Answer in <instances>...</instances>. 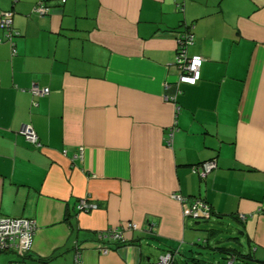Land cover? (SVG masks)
<instances>
[{
    "label": "crops",
    "instance_id": "1",
    "mask_svg": "<svg viewBox=\"0 0 264 264\" xmlns=\"http://www.w3.org/2000/svg\"><path fill=\"white\" fill-rule=\"evenodd\" d=\"M6 13L18 35L0 45V217L36 222L23 264H153L169 249L229 264L206 253L212 227L264 262V0H0ZM190 27L196 85L177 66ZM212 160L206 178L193 172ZM178 196L208 203L214 225ZM126 222L141 230L100 252L99 233Z\"/></svg>",
    "mask_w": 264,
    "mask_h": 264
},
{
    "label": "built area",
    "instance_id": "2",
    "mask_svg": "<svg viewBox=\"0 0 264 264\" xmlns=\"http://www.w3.org/2000/svg\"><path fill=\"white\" fill-rule=\"evenodd\" d=\"M180 10H183V6L178 4ZM39 17H45L50 14L51 8L43 5H39L34 10ZM13 15L12 13L4 14V17L0 23L1 29L5 30V38L9 41L13 40L14 31L12 30ZM191 29H186L179 34L177 39V66L181 71L180 82L189 85H196L201 79V69L204 63V58L201 56H190L189 49L195 44V34ZM4 42V38L0 36V44ZM50 94L49 89H33L34 97H44ZM169 134L168 145L172 144L173 133ZM20 133L31 145L41 147L40 139L34 129L30 125L22 127ZM83 149L81 154L83 156ZM216 168L215 160L205 162L199 167H194L193 172L198 174L201 178H206ZM177 200L184 202L188 207V215L191 217H209L210 207L203 201L197 200H185L181 197H176ZM78 211L89 212L98 209L97 204H91L88 200L80 201ZM264 210V207L261 208ZM141 227L135 222H126L120 227L109 228L98 235L99 251L103 254L110 252L111 244H126L129 239L127 235H130L136 231H140ZM37 231V225L34 220L28 218H13V217H0V253L14 252L18 256H24L31 251ZM78 258L81 256L77 253ZM8 264H21L18 262H11ZM154 264H173V256L171 254L160 256Z\"/></svg>",
    "mask_w": 264,
    "mask_h": 264
},
{
    "label": "trees",
    "instance_id": "3",
    "mask_svg": "<svg viewBox=\"0 0 264 264\" xmlns=\"http://www.w3.org/2000/svg\"><path fill=\"white\" fill-rule=\"evenodd\" d=\"M51 12H52V10H51ZM51 12H50V14H51ZM34 14H36L37 16H39L37 13H35L34 12ZM49 14V15H50ZM12 15H13V13H12ZM49 15H47V16H49ZM46 17V16H45ZM187 29H191V28H187ZM12 30L14 31V28H13V25H12ZM5 33H6V31L5 30H3V29H1V27H0V36L2 37V38H4V42L3 43H6V42H12V41H9V40H7L6 38H5ZM180 33H182V32H180ZM180 33H178V37H179V34ZM18 35V33H16L15 31H14V37L13 38H16V36ZM178 37H177V39H178ZM2 43V44H3ZM1 45V44H0ZM202 201V200H201ZM204 203H206L205 201H203ZM209 207H210V216L209 217H199L200 219H203V220H208V221H203L204 223H208V222H210L211 220H210V218H211V216H212V213H213V211H212V209H211V206L208 204V203H206ZM238 218V221L239 222H242L243 223V220L240 218V217H237ZM210 220V221H209ZM151 234L153 235H156L154 232H155V230H153V228L151 229ZM154 231V232H153ZM226 231H227V237H221L222 236V234L224 233L223 232V230H217V229H215V228H211V229H208V232H209V234H210V236L212 235V236H214V234L216 233V237H217V241H216V245L215 246H217L216 248L214 247V246H209V245H206L204 248H206V251H208V252H206V253H209V252H211V251H214V250H219V252L221 253V254H223V258L224 259H228V261H229V264H236L237 263V261H240V262H242V263H244V264H264V262H261V261H258L257 259H255L254 258V256H253V254L251 253V252H249V251H245L244 250V246L243 247H241V245L238 247L237 245L236 246H231V244L229 245V243H234L235 242V244H236V241L235 240H240V239H242L239 235H240V233H238V235H237V233H236V235H233V233H234V231H231L230 229H226ZM239 232H241V233H243L242 231L243 230H241V229H239L238 230ZM156 238V236H152V238ZM221 237V238H220ZM224 241H227L228 242V245H225V244H223L224 243ZM130 242V240L126 243V244H128ZM199 246H203L202 244H199V243H197ZM123 245V244H122ZM241 247V248H240ZM201 248H203V247H201ZM30 252V251H29ZM28 252V253H29ZM28 253H26L23 257L22 256H18L19 258H20V260L19 261H17L18 263H21V264H23V260L26 258V256L28 255ZM198 253V252H197ZM200 253H203V251L202 252H200ZM167 254H171L172 256H173V264H181L180 262H178L177 260H176V256L179 254V250H173V249H169L167 252H165L163 255H167ZM163 255H161V256H163ZM195 261L198 263V264H203L202 262H204V263H206L207 261H200V260H197V259H195ZM154 264V263H153ZM207 264V263H206Z\"/></svg>",
    "mask_w": 264,
    "mask_h": 264
},
{
    "label": "rangeland",
    "instance_id": "4",
    "mask_svg": "<svg viewBox=\"0 0 264 264\" xmlns=\"http://www.w3.org/2000/svg\"><path fill=\"white\" fill-rule=\"evenodd\" d=\"M204 225H214V224H211V223H204ZM226 229H227V227H225V228H223V229H221V230H223V234H222V236L221 237H227V231H226ZM233 234H235L236 235V233H235V231H234V233ZM220 237V238H221ZM223 244H225V245H228V242L227 241H224V243ZM231 244V246H236L237 244H235V243H229V245ZM238 246V245H237ZM244 250H246V248H247V245L246 244H244ZM239 247V246H238ZM241 248V247H240ZM2 256V258L1 259H3V255H1ZM224 261V264L226 263V261L225 260H223ZM236 264H244V263H242V262H240V261H237V263Z\"/></svg>",
    "mask_w": 264,
    "mask_h": 264
}]
</instances>
